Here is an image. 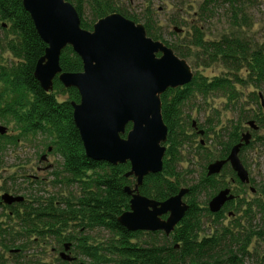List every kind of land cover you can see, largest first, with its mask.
<instances>
[{
    "label": "trees",
    "instance_id": "trees-1",
    "mask_svg": "<svg viewBox=\"0 0 264 264\" xmlns=\"http://www.w3.org/2000/svg\"><path fill=\"white\" fill-rule=\"evenodd\" d=\"M68 1L78 10L82 27L89 30L97 20L112 12H119L136 22L139 20L136 14L118 5V0ZM178 1L182 6L190 0ZM245 1L202 0L197 12L199 21L213 17L215 8L224 2L227 11H231V25L243 27L250 18L245 14ZM85 6L91 9L90 21L85 17ZM153 13L151 8L145 10V27L148 35L158 40L161 35L155 28ZM173 22L180 24L176 18ZM189 39L188 48L174 43L170 46L182 58L192 55L195 47L198 49L196 59H201L205 66L219 63L226 72L209 77L197 71L190 83L169 88L161 95L163 118L168 126L164 167L162 172L147 175L140 191L147 197L163 201L190 184L186 198L190 207L170 235L162 230L130 231L118 218L130 209L131 196L125 187H134L136 183L133 176H126L131 164L113 165L87 156L74 121L72 101L80 100L78 89L65 87L58 77L54 79L53 90L42 88L34 71L47 44L40 37L23 0H0V54L8 50L14 59L7 64L0 63V117L6 123H14V128H20L27 140L40 134L43 135V146H53L61 158L57 183L76 185L75 181L79 179L80 193L62 196L57 205V239L61 242L62 231H66L70 223H75L76 232L66 239L73 241V250L89 264H246V257L252 255L253 240L264 242V188L255 186L254 179L250 184L239 182L235 171L227 167L224 172L237 179L240 188L234 190L236 199L230 201L224 210L212 213L208 202L227 185V181L208 176L206 171L209 162L226 157L240 141L243 130L248 129L242 122L255 120L260 127L252 130V141L241 151L243 162L246 164L244 154L247 150L257 143L264 146V135L259 134L264 130V106L260 96L261 93L264 96V42L227 33L219 39H207L204 28L199 25H192ZM60 64L63 71L83 70V61L71 46L62 51ZM249 86L254 90L244 96L241 87ZM215 97L226 98L229 109L238 111L240 118L224 123L220 111L215 109L201 124L207 135H213L219 150L213 152L210 148H199L200 158L208 163L204 165L201 178L191 183L178 169L181 148L194 139L183 128L185 108L191 100L208 103ZM217 125L221 127L216 128ZM17 138H10L9 143H17ZM193 172L189 171L190 174ZM204 192L208 198L200 202L198 198ZM51 207L47 206V211ZM225 210L234 212L228 224L223 221L228 216ZM96 228L108 232L105 239L99 241L84 235L83 229ZM14 238L10 239V246L15 245L17 239ZM260 255L258 264H264V253Z\"/></svg>",
    "mask_w": 264,
    "mask_h": 264
},
{
    "label": "water",
    "instance_id": "water-1",
    "mask_svg": "<svg viewBox=\"0 0 264 264\" xmlns=\"http://www.w3.org/2000/svg\"><path fill=\"white\" fill-rule=\"evenodd\" d=\"M23 4L47 44L34 71L42 88L53 90L58 77L65 87L79 91L80 100L72 105L87 156L113 165L131 164L126 176H134L136 183L125 187L131 196L130 209L119 216V222L130 231L162 230L170 235L190 207L185 201L190 189L183 187L160 201L143 195L140 187L147 175L162 172L164 167L168 126L161 95L190 83L195 75L192 66L172 47L149 36L144 24L119 12L101 17L89 30L82 27L78 10L68 0H23ZM67 46L81 57L82 71H63L60 58ZM260 96L264 106L263 94ZM248 125L259 130L255 120ZM6 130L0 125L1 133ZM252 138L250 130L243 132L228 158L211 162L207 174L220 173L230 162L241 182L250 183L240 151ZM252 191H256L254 187ZM235 199L230 187L223 188L210 199L209 209L217 213ZM66 251L61 253L62 259L74 261Z\"/></svg>",
    "mask_w": 264,
    "mask_h": 264
},
{
    "label": "rangeland",
    "instance_id": "rangeland-1",
    "mask_svg": "<svg viewBox=\"0 0 264 264\" xmlns=\"http://www.w3.org/2000/svg\"><path fill=\"white\" fill-rule=\"evenodd\" d=\"M117 2L119 3L118 5L124 6L126 9H128L129 12L136 14L139 18L138 22L144 25L146 19V15L144 14V12L147 8H151V10L154 11L152 17L155 20V28H157L156 29L157 32L161 35V37L158 40L163 41L168 46L174 43L178 46L182 47V45H184L185 48H188L192 25H199L200 27L204 28L205 36L207 39H219L223 34L227 33V34H236L242 38L251 39L254 42H260V43L264 42V0H246L244 2V5L247 7L245 14H247L250 18L243 23L245 24V26L243 27H234L231 25V23L229 22L231 11H227L228 6L227 4H224V2H220L218 4V7L215 8L214 16L208 18L206 21H199V16L197 14L199 10V5L202 2V0H190L182 6H179L180 2L178 0H118ZM84 12L86 19L90 21L92 19L91 9L88 6H85ZM174 18L178 19L180 21V24H174L173 22ZM1 52L2 54H0V63L7 64L14 61L12 54L8 50H3ZM197 52L198 49L194 47L192 50V55L190 54L188 58H185L192 66L194 73L198 71L201 74H204L209 77H213L216 75H221L224 72H226V69L223 67V65L219 63H213L210 66H205L202 63L201 59L195 58V54ZM196 61H201V62L199 63ZM241 89L245 92L244 96H247V94L250 91L254 90V88L250 86L247 88L241 87ZM246 100L247 99L245 98V102ZM215 109H218L220 111L222 122L227 123L229 120H234V119L236 121H239L240 113L238 111H233L229 109L227 105V100L224 97H215L214 99H210L208 103H202L201 100H196V101L191 100V102L188 103L185 108V114H184L185 119L182 122L185 132L189 133V136H192L190 135L193 133L191 128V122L193 120H196L201 124H203L205 120L211 115V112H213ZM246 123H247L246 121L242 122L243 125L247 126L248 124ZM10 124L11 127L14 128V124L13 123ZM219 127H221V125H217L216 128ZM248 130L252 132L253 129L249 127ZM11 133L14 134L16 133V131L12 130ZM259 134L263 136L264 130L259 131ZM42 136L43 135L39 134L34 138L30 137V139L28 140L26 138H23L21 142L17 141L18 144H10V146H7V148H9V152L4 158L5 160L4 164L0 166V185H2L3 182L6 181L4 180L6 176L12 174L13 171L17 170L14 167L12 168V166L10 169H8L9 166L15 160L16 154L13 152V150L19 152L23 150L24 151L23 155L27 156L26 157L27 164L32 165L34 164V161L29 162L28 160L35 159L34 153L36 152L37 154V152H42L47 149V147L43 146L42 144V140H43ZM196 138L200 140L199 137ZM213 139L214 137L211 136V138L209 140H206V142L207 144H210L209 148L213 152H216L217 150H219L218 147L219 144L216 145ZM197 148L198 147L196 143H194V139L193 141H190L186 145H184V147L181 148L182 159L178 163L179 171L183 172L188 178V182L191 183L192 181H196L201 178V175L204 172V165H207L208 163V161L200 158V156L198 160L195 159L194 154L197 153L196 152ZM198 154H199V150H198ZM244 156L246 162L245 165L250 172V177L251 179L255 180L254 185L264 188V146L261 145V143H257L252 149L247 150ZM50 160L53 162L56 161L57 162L56 167L57 166L59 167L58 163L60 162L61 158L60 156H58V154L56 153L52 154L50 156ZM42 165L44 164L42 163ZM190 170H194V172L190 174L189 173ZM226 179L230 182L231 175L228 174ZM53 184H55V187H53L50 183H46V182L44 183L41 182L38 184V186L41 189L47 188L49 191L51 190L53 192L54 191L57 192V197L59 200H61L62 196L79 194L78 192L79 188L77 185L74 184L67 185L64 182H60V183L54 182ZM189 185L190 184H187L186 187L190 188ZM232 185H233L232 187L233 191L237 188V186L240 188L239 184L238 185L232 184ZM249 193L252 192L250 191ZM248 197H250V195ZM207 198H208V194L204 192L200 194V197L198 199L200 202H204ZM201 205L205 206V204H201ZM1 212H2V208L0 207V213ZM225 214L228 215L229 217L227 216V218H225L223 221L228 224L233 214L232 212L230 213L229 210H225ZM10 225L12 226L13 224L11 223ZM72 225H73L72 228L74 233L76 229L74 227V224ZM83 230L85 232L84 234L85 236L90 235L91 237L96 238L99 241L105 239L106 236L108 235V232L99 228L83 229ZM12 234L15 235L17 239L16 245L27 244L28 248H25V251L21 256L13 255V258H12V254H10L9 252L4 253L6 257L5 261L2 262V258H1L0 264H50V263L72 264L71 262L62 259L60 254L62 252H65L66 250H64V248L61 247L59 241L57 248L58 254L56 259L55 255L50 254L49 246H47L46 248H41V246H44V243L41 242L43 240H40L41 243L39 244L36 243L34 240H31L29 235H25V233H20V231L14 232L12 230ZM32 237L34 238V235ZM34 245H36L37 247L34 248ZM47 245H49V241H47ZM250 249L252 255L246 257L245 263L258 264L259 263L258 260L259 258H261L260 254L264 253V242L254 239ZM69 250H67L66 253L70 254L73 258L78 259V261L74 264H89L87 263L89 261H87L86 258L79 255L76 252V250H73V248H71L70 251ZM60 251L62 252L59 253ZM257 251L260 252V254L257 253ZM0 254H1V249H0Z\"/></svg>",
    "mask_w": 264,
    "mask_h": 264
},
{
    "label": "flooded vegetation",
    "instance_id": "flooded-vegetation-1",
    "mask_svg": "<svg viewBox=\"0 0 264 264\" xmlns=\"http://www.w3.org/2000/svg\"><path fill=\"white\" fill-rule=\"evenodd\" d=\"M0 125L5 126L7 129L5 133L0 132V142H2L0 144V166H2L5 162L4 158L9 152V148H7V146H10L11 144L9 143V139L15 138L17 136L18 142H21L24 138V135L20 133V128L16 129V128L11 127V124L6 123L3 119H1V117H0ZM246 127H248V125ZM191 128H192L193 133L190 135L194 137V143H196L198 147L196 151L197 153L194 154V156H195V159L198 160L200 156L198 154L199 148L202 146L209 148L210 144H207L206 137L208 136L211 137L213 135H210V134L207 135L206 129L203 126H201L200 122L196 120H193L191 122ZM12 130H15L16 133L12 134L13 133V132L11 133ZM201 130H204V133H201L200 132ZM247 130H243V131L245 132ZM196 137H199L200 140H198ZM15 144H18V143H15ZM243 148L244 146L241 148V151ZM241 151H240V154H241ZM13 152L16 154L15 160L13 161L11 165L9 164L10 166L9 168L8 167L7 168L10 169L12 166V168L14 167L17 170L13 171L12 174H9L8 176H6V178L4 179L6 181L3 182L2 185H0V207L2 208V212L0 213V249H1V254L3 253L2 255L0 254V259L2 258V262H4L6 258L4 253H7V252L12 254V258H13V255L21 256L24 253L25 248H28L27 244L25 245L21 243H20L21 245L19 244L16 245L15 243V245L10 246V243H9L10 239H13L15 236L13 234L10 235L12 230L14 232L20 231V233H25V235H29L30 239L34 240L36 243H39V244L41 242L44 243V246H41V248H46L47 246H49L50 254L55 255V258L57 259L58 228H57V222H56L57 221L56 208L61 200L58 199L57 192L55 191L53 192L51 190L49 191L47 188L41 189L38 186L39 183L46 182V183H50L53 187H55V184L53 183L54 182L57 183L58 181V176H57L58 166L56 167L57 165L56 161L53 162L50 160V156L55 153L57 154V151L53 148V146H50L45 151L37 152V154L35 152L34 153L35 159L28 160L29 162L34 161V164L32 165L27 164V160H26L27 156L23 155L24 153L23 150L21 152L13 150ZM229 154L230 153H228L226 157L218 158L215 160L227 159ZM240 158H241V155H240ZM42 163L44 165H42ZM227 167L232 168L230 162L224 165L220 173L208 175V176H213V177L215 176V178L217 179H222V178L223 180L225 179L227 181V185L224 186L223 188L230 187L232 189L233 187L232 184L238 185L239 183H237L238 182L237 179L239 180V182H241V180L238 177L237 173L235 172L237 179L231 176V181L229 182L226 179L228 176V173L224 172L225 168ZM206 171L208 172V168ZM78 180L75 181L77 186L79 185ZM60 181H62V179H60ZM247 184H250V183H247ZM78 192L80 193V191ZM14 198H21V200L14 199ZM186 198H187V195L185 197V201L187 202ZM228 203L229 202H227L221 210H224ZM49 205L52 207L47 211V206ZM41 208H44V209L41 210ZM208 208H209V205H208ZM229 211L230 213L232 212L233 214V210H229ZM167 215H164L163 218H166ZM11 223L13 224L12 226L10 225ZM72 224L75 225V223H70V225L66 229V232L62 231L63 239H61V242L59 243L61 244V247L64 248V250H66L65 248H69V249L74 248L73 241L66 239L67 236L72 235L71 233H73ZM31 235L32 236L34 235L35 239ZM41 238H44V239H41ZM14 239H16V237ZM40 240H43V241L40 242ZM47 241H49V245H47ZM36 247L37 246L34 245V248ZM62 251H60L59 253H61ZM77 261L78 259L75 258L74 261H72L71 263L74 264Z\"/></svg>",
    "mask_w": 264,
    "mask_h": 264
},
{
    "label": "bare ground",
    "instance_id": "bare-ground-1",
    "mask_svg": "<svg viewBox=\"0 0 264 264\" xmlns=\"http://www.w3.org/2000/svg\"><path fill=\"white\" fill-rule=\"evenodd\" d=\"M190 205V204H189Z\"/></svg>",
    "mask_w": 264,
    "mask_h": 264
}]
</instances>
